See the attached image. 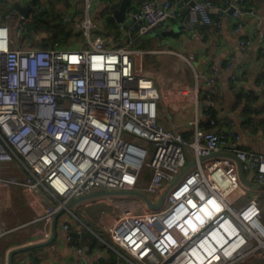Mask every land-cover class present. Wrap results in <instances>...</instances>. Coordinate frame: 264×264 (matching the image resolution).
<instances>
[{"label": "built area", "instance_id": "2783aa9c", "mask_svg": "<svg viewBox=\"0 0 264 264\" xmlns=\"http://www.w3.org/2000/svg\"><path fill=\"white\" fill-rule=\"evenodd\" d=\"M79 1L83 12L78 27L87 38L82 46H11L9 27L0 13V236L40 221L44 229L39 239H47L55 214L66 209L70 215L62 228L80 264H95L85 254L87 230L101 240L105 233L118 254L122 255L117 248L122 249L140 264H231L264 247L260 244L264 237L253 231L247 218L260 221L256 196L232 208L248 189L236 161L221 154L234 153L262 183L264 147L241 145L235 130L216 127L214 119L206 128L195 118L190 140L179 129L161 124L157 112L161 91L134 65L141 51L131 39L117 42L112 36H92L97 23L90 15L91 0ZM186 3L190 25L218 26L210 10L226 8L231 9L238 33L244 15L260 21L253 7L230 0ZM179 16L171 0H140L137 7H127L119 26L144 36ZM127 19H132L129 25ZM23 31L19 23L16 33L21 36ZM257 34L264 37L258 25ZM249 41L239 39L242 46ZM211 70L206 85L217 93V66L212 64ZM197 92L195 85L180 94L197 98ZM124 133L153 143L149 160L147 148L127 140ZM144 168L149 169L146 180ZM167 186L155 208L141 196L125 192L137 189L156 204ZM95 191L116 192L79 199ZM101 201L116 209L113 218ZM90 203L100 207L102 231L94 232L75 212L70 218L72 207ZM18 206L22 210L8 219L5 214ZM201 212L206 215L203 223L197 218Z\"/></svg>", "mask_w": 264, "mask_h": 264}, {"label": "crops", "instance_id": "0c3cea01", "mask_svg": "<svg viewBox=\"0 0 264 264\" xmlns=\"http://www.w3.org/2000/svg\"><path fill=\"white\" fill-rule=\"evenodd\" d=\"M31 0H0V13L10 11L17 15L16 3H30ZM47 1V0H45ZM61 9L66 19L72 20L74 28L78 27L83 7L79 0H49ZM108 0H91V18L100 28L102 22L98 10L105 9ZM243 7H253L260 16V21L252 15L242 17V28L235 31V20L229 8L210 10L212 17L219 20V25L204 23H187L186 0H171L178 7L180 16L168 20L161 27L152 29L144 36L121 28L129 35L133 46L141 51L134 57L136 70L139 68L145 75L153 79L160 89L161 97L157 103L158 121L167 128L190 130L192 136L193 122L198 119L199 125L205 118L209 106L218 109V123L221 129H233L240 137V144L254 148L264 147V37L257 34V25L264 31V0H230ZM130 7H137L139 0H130ZM222 0L220 1V3ZM81 30V29H80ZM241 37L248 38L249 44L240 45ZM63 46V45H62ZM75 47V46H66ZM229 63V67H227ZM217 66V82L220 92L213 94L206 85L211 75V65ZM235 76V80L232 76ZM197 85L195 95L183 96L180 91L193 89ZM244 91L254 94L256 100L253 107L258 111L252 114L254 125L243 128L241 121V105L236 107V93ZM211 95H214L212 98ZM202 104V112L200 105ZM245 167V177L255 182L254 170ZM261 202L264 225V188L247 186ZM74 209V207H72ZM63 212V211H62ZM61 212V213H62ZM57 217L55 238L48 244L32 246L13 255V264H80L79 255L66 239L62 223L68 215ZM71 219L72 216L70 217ZM74 226V221H70ZM44 225L40 221L30 222L23 227L0 236V264H8L9 252L22 245L36 243L43 235ZM51 229V227H50ZM51 235V231H50ZM49 235V237H50ZM96 236V235H95ZM48 237V238H49ZM92 249L84 245L88 261L95 264H128L125 257L102 243L96 236ZM100 259V261H99ZM95 261H99L96 263ZM231 264H264V248L256 249L241 255Z\"/></svg>", "mask_w": 264, "mask_h": 264}, {"label": "trees", "instance_id": "16d2710c", "mask_svg": "<svg viewBox=\"0 0 264 264\" xmlns=\"http://www.w3.org/2000/svg\"><path fill=\"white\" fill-rule=\"evenodd\" d=\"M110 3L100 14V18L104 23L100 28H94V31L104 37L112 36V40L117 42H122L123 40L127 41L129 35H126L119 26V22L115 20L113 16V11L119 6L121 0H108ZM215 3H220L221 0H212ZM140 2V0H139ZM31 9L28 10V13L24 19L23 35L29 36L30 38H35L38 43L37 46L40 47H51L55 44H60L63 46L66 45V41L69 37L81 33L82 30H76L72 20L66 19L63 11L56 7L55 3L52 1L45 0H31ZM131 6L130 0L128 1V8ZM10 11H2L1 16L5 20V16L9 15ZM135 32H130L133 36ZM213 94H217L216 92ZM214 98V95H211ZM256 100L254 94H247L244 91H238L236 93V98L234 105L238 107L241 105V117H242V127L248 128L254 125L252 114L257 110L252 106ZM258 112V111H257ZM205 118L201 121L203 127H212L210 124V119L215 120V124L218 123V109L209 106L205 112ZM182 135L185 139H188L191 135L190 130L182 131ZM96 240V236L87 231L85 234V244L88 245L89 249H92Z\"/></svg>", "mask_w": 264, "mask_h": 264}, {"label": "rangeland", "instance_id": "374dc122", "mask_svg": "<svg viewBox=\"0 0 264 264\" xmlns=\"http://www.w3.org/2000/svg\"><path fill=\"white\" fill-rule=\"evenodd\" d=\"M90 12L92 11V3L90 5ZM24 19L20 14L17 15H12L11 13L7 16H5V22L8 24L9 27V37H10V45L11 46H16L20 43H24L26 45H32V46H37L38 43L36 42L35 38H30L29 36H24L23 34L20 36L16 33V28L19 25V23H24ZM96 32L94 30L90 31V34L93 36ZM87 38L86 35L83 33L82 34L79 33L77 35H75L72 37H69L68 40L66 41V45L68 46H82V45H86ZM124 136L126 137L127 140L131 141L134 144L143 146L145 148H147V155L145 157V160H149L150 156H151V151L153 150V143L147 139L146 137H143L141 135L135 134V133H124ZM191 137L188 138V140H190ZM185 149V147H184ZM149 176V169L148 168H144L143 171V180H146L147 177ZM143 182V181H142ZM143 183L140 184V186ZM253 193L251 191H247L245 194H243L239 200L235 201V203L233 204L232 208L235 207H241L243 205V203L245 201H247L250 197H253ZM21 200V199H20ZM256 201L258 203V206L261 209V216H260V221L262 223V214H263V210L261 208V202L257 200ZM103 203V205H105L104 207L109 210L108 214L110 216V219L113 218L116 214V209H113L112 204L109 203H105L104 201H101ZM101 208H103L101 206ZM22 210V206H18V207H13L12 209H10V213L5 214V212L1 213V214H5V216L8 217V219L13 218L12 214L13 212L17 213L19 210ZM74 212L76 213V215L82 219H84L86 221V225L90 228H92V230L95 232V228L99 229L100 231H102L101 229V225L103 224L99 219H101V213H100V207L98 204H89V206H81L80 208H76V209H72V217L74 216ZM70 215L68 213V211L66 209L63 210V212L61 213L60 217L62 215ZM20 215V214H19ZM33 216V211L30 212L29 214V218H31ZM263 224V223H262ZM94 228V229H93ZM88 231V230H87ZM92 232V231H91ZM103 233V232H102ZM94 234V233H93ZM95 235V234H94ZM102 243L107 245L109 248H111L113 250V248L111 246H114V243L108 239V236L105 235V233L102 234ZM100 242V240H99ZM253 246H256L258 244L257 240H253ZM101 243V242H100ZM261 244V243H260ZM116 248V247H114ZM264 247L259 246V248L257 249H262ZM117 250L125 257V260L128 262V264H140L135 258H133L130 254H128L127 252H125L122 249L117 248Z\"/></svg>", "mask_w": 264, "mask_h": 264}, {"label": "water", "instance_id": "95a60500", "mask_svg": "<svg viewBox=\"0 0 264 264\" xmlns=\"http://www.w3.org/2000/svg\"><path fill=\"white\" fill-rule=\"evenodd\" d=\"M128 1L129 0H121L120 3H119V6L114 9L113 16H114L116 21L120 22V21L124 20L126 9H127V6H128ZM190 3H192V1ZM16 8H17V13L18 14H20L22 17H26V15L28 13V10L31 9V4L30 3H25V4L16 3ZM131 22H132V19H127L125 21V23L127 25H129ZM200 112H202V104L200 105ZM221 154L230 156L236 161L237 167H238L239 178L245 185L254 186V187H258V188H264V182L258 183L256 181L255 182H249L248 181V179L245 177V174H244L245 167H244L242 161L234 153L224 152V153H221ZM167 189H168V186L166 187L164 193L161 195L159 202L156 203V204H152L149 201V199L146 196V194L143 193L142 191L137 190V189L126 190L125 192H129V193H133V194H137V195L141 196L144 199V201L147 203V205H149L150 207L155 208V207H158L161 204ZM106 192H116V191H95V192L88 193V194L80 197L79 199H83V198L90 197V196H96V195H99V194H102V193H106ZM69 204L67 206H69ZM63 210L64 209H61L55 214V216H54V218H53V220L51 222V235H50L49 238H47V239H45L43 241H37L36 243L22 245V246H19L17 248L12 249L9 252L8 264H13V255H14V253L22 251V250H24L26 248H29V247H32V246L45 245V244L50 243L56 236V233H57V228H56L57 217Z\"/></svg>", "mask_w": 264, "mask_h": 264}, {"label": "bare ground", "instance_id": "6f19581e", "mask_svg": "<svg viewBox=\"0 0 264 264\" xmlns=\"http://www.w3.org/2000/svg\"><path fill=\"white\" fill-rule=\"evenodd\" d=\"M247 218L250 220V224L253 231L256 234L264 237V227L261 225L260 221L258 219H255L253 216L252 217L247 216ZM261 244L264 245V240L261 241Z\"/></svg>", "mask_w": 264, "mask_h": 264}, {"label": "clouds", "instance_id": "9594fccd", "mask_svg": "<svg viewBox=\"0 0 264 264\" xmlns=\"http://www.w3.org/2000/svg\"><path fill=\"white\" fill-rule=\"evenodd\" d=\"M197 218H198V221H199L200 223H203V222H205L206 215H205L203 212H201V213L197 216Z\"/></svg>", "mask_w": 264, "mask_h": 264}]
</instances>
